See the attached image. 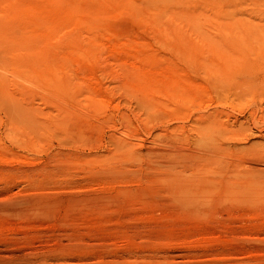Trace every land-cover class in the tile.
Here are the masks:
<instances>
[{
    "label": "rangeland",
    "instance_id": "1",
    "mask_svg": "<svg viewBox=\"0 0 264 264\" xmlns=\"http://www.w3.org/2000/svg\"><path fill=\"white\" fill-rule=\"evenodd\" d=\"M212 1L0 0V264H264V40Z\"/></svg>",
    "mask_w": 264,
    "mask_h": 264
},
{
    "label": "bare ground",
    "instance_id": "2",
    "mask_svg": "<svg viewBox=\"0 0 264 264\" xmlns=\"http://www.w3.org/2000/svg\"><path fill=\"white\" fill-rule=\"evenodd\" d=\"M220 3H223V0H214V1H212V5H213V7H214V9H215V13L218 11L219 13H220V16H215V19H216V21L219 23V25H220V27L222 28L223 27V24H224V21H226L227 23L229 22V23H231V21L233 20L235 23H243L244 25H246V26H249V27H253V31H254V33L257 35V36H259V37H262L263 36V38H262V40H264V32H263V21H264V14H262V13H260V12H264V0H236V3H235V5L233 6V9L229 12V13H225V11H224V9L223 8H221L220 6H219V4ZM251 4H252V6H253V8H255L256 9V13L254 14V15H252L251 13H249V14H247L246 16H245V14H246V12H249V9H250V6H251ZM261 10V11H260ZM257 11L259 12V13H257ZM249 75V74H248ZM230 76L231 75H229V74H227V73H220V72H217V73H215L214 75H212V77H213V79L216 81V84L215 85H217V87L218 86H222L223 85V83L224 82H226V81H228V82H230ZM247 76V75H246ZM250 76V75H249ZM252 76V75H251ZM232 78H236L235 77V75H234V77H233V75L231 76ZM244 78V77H243ZM247 78V77H246ZM211 79V78H210ZM252 79V78H251ZM258 80H259V78H257ZM262 79V78H261ZM233 80V79H232ZM246 79H244L243 80V82L245 81ZM247 80H249V79H247ZM247 80H246V82H247ZM256 80V79H255ZM235 81H236V79H235ZM232 82V83H235L236 85H238V87L240 88L241 87V90H242V86L243 85H246V82L245 83H242V84H240V81H238V83L237 82ZM250 81V80H249ZM248 81V82H249ZM261 82H262V80H260ZM264 81V80H263ZM251 82V81H250ZM214 83V82H213ZM247 84H249V83H247ZM252 84V83H251ZM254 84H256L255 82H254ZM226 86V85H225ZM234 86V87H233ZM233 86H231V87H233V88H235V85L233 84ZM247 86V85H246ZM249 86V85H248ZM252 86H254V85H252ZM256 86H257V84H256ZM263 86V85H262ZM244 87V86H243ZM251 87V86H250ZM221 88V87H220ZM236 88H237V86H236ZM247 89H248V87H247ZM240 90V91H241ZM243 91V90H242ZM245 91V90H244ZM214 112V111H213ZM235 122V121H234ZM226 124V123H225ZM206 131H208V129L206 128V129H203L202 131H201V133H202V140H206V139H204V136H206V134H208ZM249 131V130H248ZM249 133V132H248ZM253 137V136H252ZM261 137V136H260ZM264 137V136H263ZM209 138V137H208ZM207 138V139H208ZM253 142V141H252ZM262 142V141H261ZM234 144V143H233ZM252 146V145H251ZM260 146V145H259ZM259 146H257V147H259ZM242 147V146H241ZM256 147V148H257ZM235 148H236V146H235ZM240 148V147H239ZM248 148H249V146H248ZM248 148L246 149V150H248ZM261 148V147H260ZM259 148V149H260ZM237 149V148H236ZM236 149H235V151H236ZM241 149V148H240ZM243 147H242V151H243ZM252 149V153L253 154H255V153H258V152H260V151H258L257 152V150H255L254 149V147H252L251 148ZM253 149H254V151H253ZM258 149V150H259ZM239 150V149H238ZM260 150H262V149H260ZM234 151V150H233ZM240 151V150H239ZM238 151V152H239ZM241 151V153H243ZM256 151V152H255ZM248 152V151H247ZM246 152V154H248ZM250 152V153H251ZM234 153H236L237 154V152H234ZM245 153V152H244ZM251 153V154H252ZM263 153H264V151H263ZM263 153H261V154H258V155H263ZM235 155V154H234ZM244 155V154H243ZM258 155H256V156H258ZM253 156V155H252ZM251 157V156H250ZM254 157H255V155H254ZM253 157V158H254ZM259 157H263V156H259ZM259 157H256V158H258V159H253V158H248V159H244L245 160V163H248L249 165H252V166H254L255 168H252V170L254 169H256L257 167H259L258 165L260 164V160H259ZM244 158H246L245 156H244ZM264 158V157H263ZM235 160V159H234ZM236 162V161H235ZM244 162V161H243ZM240 165H241V163H240ZM225 166V165H224ZM238 166V165H237ZM239 167V166H238ZM261 167H262V165H261ZM249 168V167H248ZM249 169H251V168H249ZM264 169V168H263ZM237 170V169H236ZM256 171V170H255ZM259 171H264V170H262V168H259ZM234 172H235V170H234ZM238 172V171H237ZM248 172V171H247ZM198 173V172H197ZM252 173V172H251ZM256 174H258V172H255ZM255 173H253V175L251 174V177L253 176V178H254V175H255ZM264 173V172H263ZM237 174V173H236ZM260 174H262V173H260ZM195 175V174H194ZM203 175V174H202ZM205 175V174H204ZM239 175H241V174H239ZM248 175V174H247ZM246 175V176H247ZM250 175V174H249ZM262 175H264V174H262ZM233 176V175H232ZM231 176V177H232ZM237 176L238 175H236L235 177L237 178ZM255 176H257V175H255ZM259 176V175H258ZM229 177H230V174H229ZM234 177V176H233ZM239 177V176H238ZM241 177H245V175L243 176H241ZM259 177H263V176H259ZM196 179V178H195ZM207 179V178H206ZM249 180V179H248ZM253 181V180H252ZM255 181V180H254ZM207 182V181H206ZM238 182V181H237ZM250 182V181H249ZM258 182V181H257ZM254 182L255 184V186H258L257 188H254L253 187V182H252V188H254V190L255 189H259V188H261V186H260V183L258 182ZM264 182V181H263ZM230 183V182H229ZM248 183V182H247ZM237 184V183H236ZM249 184V183H248ZM206 185V184H205ZM207 185H209V184H207ZM234 185V184H233ZM232 184H229L228 185V188L229 189H234V186H233ZM236 186H238V185H236ZM241 186V185H240ZM244 186V184L242 185V187ZM264 185H262V187H263ZM242 187H239V189H241ZM250 187H251V185H250ZM249 187V185H248V188H250ZM208 188V187H207ZM243 188H245V189H247V186H245V187H243ZM263 189V188H262ZM243 190V189H242ZM259 190H261V189H259ZM250 192V193H252L251 191H249L248 189L247 190H245V192ZM253 194V193H252ZM249 196V195H248ZM256 196V195H255ZM259 196V195H258ZM262 196V195H261ZM245 197V196H244Z\"/></svg>",
    "mask_w": 264,
    "mask_h": 264
}]
</instances>
